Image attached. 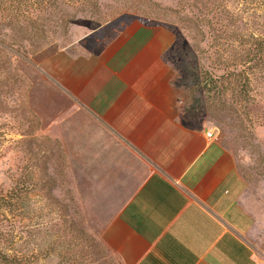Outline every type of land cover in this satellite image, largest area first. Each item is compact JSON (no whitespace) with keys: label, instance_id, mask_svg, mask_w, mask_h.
Returning <instances> with one entry per match:
<instances>
[{"label":"rangeland","instance_id":"1","mask_svg":"<svg viewBox=\"0 0 264 264\" xmlns=\"http://www.w3.org/2000/svg\"><path fill=\"white\" fill-rule=\"evenodd\" d=\"M133 22L171 31L180 119L233 157L264 262V0H0V264H120L66 158L71 103L48 66Z\"/></svg>","mask_w":264,"mask_h":264},{"label":"crops","instance_id":"2","mask_svg":"<svg viewBox=\"0 0 264 264\" xmlns=\"http://www.w3.org/2000/svg\"><path fill=\"white\" fill-rule=\"evenodd\" d=\"M172 42L133 22L49 61L71 103L66 158L92 178L97 239L120 264H264L244 241L253 219L233 157L211 128L180 119Z\"/></svg>","mask_w":264,"mask_h":264},{"label":"built area","instance_id":"3","mask_svg":"<svg viewBox=\"0 0 264 264\" xmlns=\"http://www.w3.org/2000/svg\"><path fill=\"white\" fill-rule=\"evenodd\" d=\"M206 136H207L208 138H212V137L214 136V129L211 128L210 130H208V131L206 132Z\"/></svg>","mask_w":264,"mask_h":264}]
</instances>
